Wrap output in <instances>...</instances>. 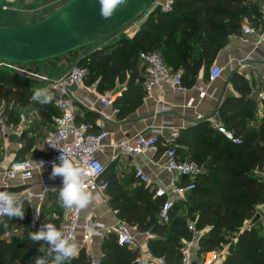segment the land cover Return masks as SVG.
Wrapping results in <instances>:
<instances>
[{
    "label": "trees",
    "instance_id": "trees-1",
    "mask_svg": "<svg viewBox=\"0 0 264 264\" xmlns=\"http://www.w3.org/2000/svg\"><path fill=\"white\" fill-rule=\"evenodd\" d=\"M258 12L257 0H171L169 11L156 7L147 13L131 38L122 37L92 50L78 58L76 65L86 70L85 83H96L98 90H112L116 84L125 83V90L113 102L117 117H123L139 107L145 95L141 85L144 72L138 68L139 52H158L168 67L174 60L182 70L183 84L197 75L202 63H210L232 35L240 32L244 20L259 18ZM229 82L238 97L224 98L218 113L238 141L224 140L207 121L179 131L171 146L176 147L181 160L196 162L203 173L184 201L174 204L168 223L159 221L162 199L155 198L149 188L140 185L132 192L124 188L112 163L100 176L106 183L109 206L130 228L154 236L147 242L148 250L153 257L162 258L164 264H182L180 247L182 240L191 238L189 222L198 230L208 228L198 242V256L226 247L224 264H264V229L260 233L258 224L246 227L256 214V206L264 203V178L260 176L264 174V103L261 122L250 128L257 104L249 83L237 72L230 75ZM32 95L27 82L0 71V101L35 106L38 103L31 99ZM47 107L38 110L42 119H50ZM50 113L57 112L53 108ZM17 116L15 111L9 112L15 125ZM29 147L26 144L17 157H23ZM180 210H185V216L179 215ZM28 221L27 214L23 219L0 218V264H33L36 257L43 255L36 241L4 238ZM50 222L59 228V222ZM101 252L100 264H138V253L118 245L113 233L103 238ZM70 264L89 263L81 251Z\"/></svg>",
    "mask_w": 264,
    "mask_h": 264
},
{
    "label": "crops",
    "instance_id": "crops-1",
    "mask_svg": "<svg viewBox=\"0 0 264 264\" xmlns=\"http://www.w3.org/2000/svg\"><path fill=\"white\" fill-rule=\"evenodd\" d=\"M145 16L146 14L140 13L132 23L116 35V38H131L144 21ZM241 26L253 27L257 30V34H243L241 27L238 34L232 35L228 39V42L218 49L214 59L210 63H202L197 75L182 84V91H175L164 85L153 87L149 92L144 91L145 95L139 107L128 112L123 117H117L112 107L101 105L98 98H111L114 102L125 90V83L116 84L114 89L105 91L98 90L96 83H84L83 87L75 88L72 91L75 104V122L87 123L93 132H98L102 129L110 134V137L104 140L103 152L98 154L97 158L105 168L111 163L114 164L118 181L124 188L132 192L137 186L142 185L134 178V170L136 168H140L147 176L149 185L145 187L149 188L151 192L155 188L165 187L169 184L170 176L164 171L163 163L165 152L172 145L169 142L170 133L172 131L179 133L180 130L198 121H207L212 128L214 123H222L218 113L221 101L226 97H238L237 92L229 82L232 73L237 72L245 77L257 104L254 112L255 120L250 121L249 127L254 128L261 122L263 118V104L258 102L256 95L264 86V31L259 24V18H256L254 21L244 20ZM169 63L171 70L181 77V68L174 60H170ZM214 66L222 70V75L216 80L210 81L208 78L209 72ZM138 68L139 71L144 72V67L139 60ZM144 76L145 72L142 74L141 85L143 84ZM51 103L53 106V101ZM31 115L32 113H18L17 124L23 119L24 134L22 133L19 138L12 136L7 142L0 139V159L3 155L7 156L8 162L36 159L44 156L43 139L53 127L52 118L55 114L50 113V119H42L38 113L35 118H31ZM6 117L9 124L15 125L10 120L9 115ZM47 124L51 127L50 130L44 131L41 134V128L45 130L47 127H44V125L47 126ZM154 130L161 132L156 153H146L140 156H123L113 146L124 138H133L136 135L149 136ZM26 144L30 146L28 151L23 157L18 158L17 154L19 150L25 147ZM8 162L3 164L2 170L8 168ZM50 174L51 170L35 172L33 179L27 182V187L39 191L40 182H49L54 188L62 187V177L57 176L53 179L50 178ZM260 176L263 177L264 174ZM182 182H185V180H180V183ZM15 193L23 202L24 212L27 214L29 220L35 202L23 199L19 195L20 192ZM104 198L106 199L105 204L103 203ZM178 201H184V199L176 200L174 204ZM63 212L64 207L59 197L55 194H50L41 205L40 220L44 224L52 220L60 223L63 219ZM256 212H259L261 215V221L258 223V227H260L259 232L261 233L264 229V203L256 206ZM179 215L185 216V210H180ZM118 218V215L113 213V209L108 204L107 195L101 196L93 193L92 201L86 208L81 209L80 225L86 220H91L97 223L98 226L108 229L103 237H95L89 244L79 250V254L81 251L85 253L88 263L92 260H101L102 240L108 233H112L111 228ZM130 229L138 246L135 252H142L144 259L153 257L148 250L147 242L149 239L146 238L145 233L137 232L134 228ZM201 230L206 234L208 228ZM30 232L36 231H30L27 225H24L12 233V235H6L4 238L6 240H10V237L19 239L28 238ZM82 233V230L76 232V242L79 247L81 245ZM36 242L39 246L45 244L43 241Z\"/></svg>",
    "mask_w": 264,
    "mask_h": 264
},
{
    "label": "built area",
    "instance_id": "built-area-1",
    "mask_svg": "<svg viewBox=\"0 0 264 264\" xmlns=\"http://www.w3.org/2000/svg\"><path fill=\"white\" fill-rule=\"evenodd\" d=\"M259 3V24L264 31V0H257ZM171 0H156L153 8L159 7L163 12L170 10ZM243 34L256 35L257 30L253 27H242ZM138 59L144 67L143 90L149 92L153 87L168 86L175 91H182L180 75L174 73L163 61L158 52H139ZM222 75V70L212 67L209 72V80L214 81ZM86 70L77 65L73 66L67 73L61 75L50 84V90L54 95L53 106L56 115L52 118V129L47 132L43 139L44 156L36 159H25L21 161H9L6 155L0 159V189L19 188L24 190L19 193L23 199L35 202L27 227L30 231H39L44 223L41 222V205L46 201L48 195L55 194L59 197V190L63 187L54 188L49 182H40V190L27 187V182L33 179L35 172L51 170L52 163H60L58 157L61 152L71 159L75 164L82 167L86 173L85 182L88 190L101 196L106 195V183L101 180L105 166L98 160L97 155L103 152V143L110 134L104 130L92 132L87 123L75 122V104L71 87L81 88L85 83ZM256 98L259 103H264V86L257 93ZM101 105L113 108L111 98H98ZM114 112L116 110L113 108ZM23 119L17 125L8 123L6 114L0 109V139L7 142L12 136L20 137L24 130ZM214 130L221 135L224 140L237 143V139L231 131L227 130L222 123H214ZM161 132L154 130L149 136L136 135L133 138H124L114 144V148L123 156H140L146 153H156L159 146V136ZM178 133H170L169 142L173 144ZM8 162V168L2 170V166ZM95 169H102L98 174ZM164 171L170 176V182L165 187H158L153 190L155 198L162 199L158 211V219L161 223L170 221V213L176 200H183L185 195L195 187L197 178L203 173V169L196 162L191 160H181L176 152L175 146H170L165 152L163 163ZM91 172V174H88ZM134 178L139 184L149 185L147 176L140 168L134 170ZM264 178V176H263ZM180 180H185V185H180ZM60 200V199H59ZM103 203H106L104 198ZM117 215V211L113 210ZM2 219H13L0 215ZM81 209L64 208L63 219L59 228L66 234L74 236L76 232L82 230V240L79 249L89 244L95 237H103L107 228L98 226L97 223L86 220L80 225ZM191 233L189 240H182L180 252L181 263L191 264L193 260L197 264H224L226 247L222 250L209 251L201 256L197 255L199 240L204 236L203 230L196 229L193 222L187 225ZM16 232V231H15ZM111 232L116 237V242L120 246H125L129 250L138 249L137 242L127 223L118 218L111 228ZM147 239L154 236L145 233ZM144 254L138 252V264H164L162 258L151 257L144 259ZM89 264H100V260H92Z\"/></svg>",
    "mask_w": 264,
    "mask_h": 264
},
{
    "label": "rangeland",
    "instance_id": "rangeland-1",
    "mask_svg": "<svg viewBox=\"0 0 264 264\" xmlns=\"http://www.w3.org/2000/svg\"><path fill=\"white\" fill-rule=\"evenodd\" d=\"M72 0H0V29H15L30 26L41 22L51 14L63 8ZM156 0H128L123 6L119 7L112 17L100 28H98L92 37L98 34H106L118 28L119 26L132 23L140 13L147 14L153 11ZM118 34V33H117ZM104 41H98L91 45H86L67 52L63 55L50 58L43 61L20 64L0 62V71H5L16 78H19L29 84V88L33 93L36 88H47L50 91L52 81L67 73L76 65L77 59L81 58L88 52L109 46L119 39L116 35ZM87 61L85 64H88ZM84 64V65H85ZM83 65V66H84ZM47 112L50 114L53 109L52 103L47 104ZM45 105H17L13 102L8 103L0 101V109L9 115V112L15 110L17 113H32L31 118L37 116L39 109H44ZM45 130L41 128V134L50 130L49 124L44 125ZM43 136V135H42ZM228 237V235H226ZM11 239V237H10Z\"/></svg>",
    "mask_w": 264,
    "mask_h": 264
},
{
    "label": "water",
    "instance_id": "water-1",
    "mask_svg": "<svg viewBox=\"0 0 264 264\" xmlns=\"http://www.w3.org/2000/svg\"><path fill=\"white\" fill-rule=\"evenodd\" d=\"M127 1L123 0L111 15L102 17L99 0H72L41 22L21 28L0 29V62L27 64L43 61L107 40L128 25L123 24L106 34L94 37L92 34ZM74 89L70 88L71 91ZM0 190L22 192L24 187ZM260 221L261 215L256 212L246 227L251 228ZM191 264H197V261L193 260Z\"/></svg>",
    "mask_w": 264,
    "mask_h": 264
},
{
    "label": "clouds",
    "instance_id": "clouds-1",
    "mask_svg": "<svg viewBox=\"0 0 264 264\" xmlns=\"http://www.w3.org/2000/svg\"><path fill=\"white\" fill-rule=\"evenodd\" d=\"M101 16L107 17L123 0H99ZM31 99L40 105L50 104L54 95L47 88H36ZM60 163H52L50 178L62 177L63 187L59 190V199L66 209H84L93 199V193L88 190L85 182L86 173L82 167L75 164L61 152ZM96 174L102 169H95ZM88 174H91L89 172ZM0 215L23 219L24 205L20 197L11 191L0 190ZM28 239L43 241L45 244L38 251L42 256L36 257L33 264H70L79 256V245L74 236L66 234L55 224L48 222L41 230L30 232Z\"/></svg>",
    "mask_w": 264,
    "mask_h": 264
}]
</instances>
